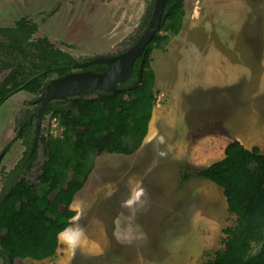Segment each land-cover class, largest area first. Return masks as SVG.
Wrapping results in <instances>:
<instances>
[{"label": "rangeland", "instance_id": "1", "mask_svg": "<svg viewBox=\"0 0 264 264\" xmlns=\"http://www.w3.org/2000/svg\"><path fill=\"white\" fill-rule=\"evenodd\" d=\"M148 2L0 0V27L25 18L36 27L32 38L45 36L56 48L81 58L116 50L136 33ZM182 10L180 33H168V41H160L151 53L155 104L149 133L131 155L90 152L91 171L72 199L75 215L66 228L69 234L83 230L80 245L72 249L58 240L55 255L42 263L202 264L222 247L223 229L236 217L228 212L221 188L184 175L222 156L202 149L208 137L198 133H213L243 114L264 117V0H184ZM216 52L244 66L238 86L223 91L197 81ZM37 97L21 89L0 105V188L4 173L25 149L15 138L16 122L36 106ZM40 134L48 140L64 137L50 114L42 116ZM35 149L33 167L25 174L32 183L45 158L44 147L36 144ZM68 179L83 180L65 170L62 181ZM140 190L144 194L137 200ZM130 200L135 201L131 206L125 203Z\"/></svg>", "mask_w": 264, "mask_h": 264}, {"label": "trees", "instance_id": "2", "mask_svg": "<svg viewBox=\"0 0 264 264\" xmlns=\"http://www.w3.org/2000/svg\"><path fill=\"white\" fill-rule=\"evenodd\" d=\"M183 3L166 0L158 30L136 60L128 80L117 84L123 88L121 92L97 90L46 104L43 114L58 120L64 137L45 142V158L36 183L25 178L36 158V149L30 154L36 107L17 120L15 138L22 141L25 151L4 175L0 190L2 264H9L8 255L40 264L55 255L58 233L75 215L72 199L91 171L90 152L131 155L140 147L155 104L151 53L160 41H168V33L180 29ZM34 27L24 18L13 27H0V105L20 85L22 90L38 94L49 78L71 69L73 59L66 52L45 38L31 37ZM160 30L165 34H159ZM36 73L40 76L28 81ZM65 170L81 174L83 180L62 181ZM190 171L184 178L193 175L219 186L228 212L236 217L233 225L223 229L222 247L202 264H264V153L232 140L221 159Z\"/></svg>", "mask_w": 264, "mask_h": 264}, {"label": "water", "instance_id": "3", "mask_svg": "<svg viewBox=\"0 0 264 264\" xmlns=\"http://www.w3.org/2000/svg\"><path fill=\"white\" fill-rule=\"evenodd\" d=\"M165 2L166 0L155 1L145 31L134 45L125 52L116 56L97 57L90 61L74 64V67H81L92 63L103 64L104 70L102 72L79 70L49 79L35 99V103L37 104L35 138L38 133V126L44 107L49 101L60 99L64 96H87L94 90L112 93H119L123 90V88H118L117 84L128 79L132 72L134 61L141 56L145 47L158 30ZM38 76H40V73L34 74L28 81ZM134 85L135 84L128 88H132ZM22 86L23 85H20L19 90ZM35 138L33 140V145L35 143ZM8 261L9 264H13L14 259L8 255Z\"/></svg>", "mask_w": 264, "mask_h": 264}, {"label": "crops", "instance_id": "4", "mask_svg": "<svg viewBox=\"0 0 264 264\" xmlns=\"http://www.w3.org/2000/svg\"><path fill=\"white\" fill-rule=\"evenodd\" d=\"M181 29H183V26ZM179 33L180 32H178V34ZM197 56L203 57L205 56V53L199 52ZM197 62L203 65L205 61L197 60ZM208 63L209 67H203L197 73V81L201 83L202 86L205 85L210 88L225 91V89L238 86L243 81L244 66H235L233 64V59L227 54L222 55L216 52V58L213 57L212 61ZM224 112L222 113L224 114ZM222 113L220 115H223ZM153 114L154 112L152 111L147 134L151 128V122L154 119ZM167 120L169 119L167 118ZM180 120L183 122V130H186L187 134L189 128L184 122V117L183 119L181 117ZM215 120L213 118L212 122L216 123ZM195 129L197 130L196 126ZM198 136L208 137L206 140L207 145L202 146V149H205L208 152L214 151L221 153L222 156L220 155L219 159L224 156L225 146L232 140H238L247 149L257 147L260 153H264V117L261 115L259 116L258 114H243L237 119L233 118L231 123L224 124L220 130H216L213 133H198Z\"/></svg>", "mask_w": 264, "mask_h": 264}, {"label": "flooded vegetation", "instance_id": "5", "mask_svg": "<svg viewBox=\"0 0 264 264\" xmlns=\"http://www.w3.org/2000/svg\"><path fill=\"white\" fill-rule=\"evenodd\" d=\"M155 1L156 0H149V2H148V4H147V6H146V8H145V10H144V12H143V15H142V17H141V20H140V22H139V24H138V27H137V30H136V33H134L132 36H130L128 39H126L120 46H118L117 47V49L115 50H110V51H108L107 52V50H103L102 52H99V53H95V54H90V55H86V56H82L81 58H76V57H74L73 55H71L69 52H66V51H64V50H62V49H60V50H62L63 52H66L72 59H73V62H72V65H71V69L68 71V72H74V71H79V70H90V71H93V72H102L103 70H104V65L103 64H96V63H92V64H88V65H85V66H81V67H74V64H80V63H83V62H85V61H90V60H92V59H94V58H97V57H103V56H116V55H119V54H121V53H123V52H125L127 49H129L130 47H132L133 45H134V43L138 40V38L142 35V33L145 31V29H146V27H147V25H148V22H149V20H150V17H151V14H152V11H153V7H154V3H155ZM148 13H149V16H148ZM21 19V18H20ZM25 19V18H24ZM19 20V19H18ZM26 21H27V19H25ZM28 22V21H27ZM16 23V22H15ZM29 23V22H28ZM31 24V23H30ZM11 27H13V26H11ZM35 28L36 27H34V30H33V33L35 32ZM33 33H32V35H33ZM32 37V36H31ZM37 38H45V39H47L53 46H54V44L47 38V37H45V36H40V37H37ZM37 38H35V39H37ZM34 39V38H33ZM55 47V46H54ZM142 55V54H141ZM139 58V57H138ZM137 58V59H138ZM136 59V60H137ZM136 60L134 61V64H135V62H136ZM134 64H133V68H132V71H133V69H134ZM89 66H93L94 67V69H89ZM59 68H63V66H59ZM68 72H66V73H68ZM66 73H64V74H66ZM132 73V72H131ZM64 74H62V75H64ZM131 75V74H130ZM59 76H61V75H59ZM54 77H57V75L55 74V75H53L51 78H54ZM130 77V76H129ZM128 77V78H129ZM51 78H49V79H51ZM49 79H48V81H49ZM128 80V79H127ZM126 80V81H127ZM47 81V82H48ZM46 82V83H47ZM125 82V81H124ZM121 83H123V82H121ZM119 84V83H118ZM44 87V86H43ZM42 87V88H43ZM19 90V89H18ZM20 90H21V88H20ZM42 91V90H41ZM40 91V92H41ZM40 92L38 93V95L40 94ZM93 92H97V90H94V91H92V93ZM91 93V94H92ZM71 98H73L74 99V97H71ZM55 100H57V99H55ZM50 102V101H49ZM36 104V103H35ZM46 106V105H45ZM36 112H37V104H36ZM45 108V107H44ZM33 109V108H32ZM44 111V110H43ZM36 112H35V119H34V124H33V131H32V140H31V149H30V154L33 152V150L35 149V145L36 144H40L41 146H42V148L44 147V145H45V142L48 140V139H46V138H44V136H42L41 134H40V127H41V122H42V116H46V115H44V114H42V116H41V119H40V123H39V126H38V133H37V136H36V138H35V129H36ZM34 138H35V143H34V145H33V140H34ZM20 140V139H19ZM21 141V140H20ZM22 142V141H21ZM24 148H25V146H24ZM24 151H25V149H24ZM23 151V152H24ZM23 156V153H22V155H21V157ZM21 157L16 161V163L21 159ZM15 163V164H16ZM14 164V165H15ZM14 165L12 166V168L14 167ZM9 171V170H8ZM7 171V172H8ZM7 172H5L4 173V175L7 173ZM2 183H3V179H2ZM1 188H2V184H1ZM1 188H0V190H1Z\"/></svg>", "mask_w": 264, "mask_h": 264}, {"label": "clouds", "instance_id": "6", "mask_svg": "<svg viewBox=\"0 0 264 264\" xmlns=\"http://www.w3.org/2000/svg\"><path fill=\"white\" fill-rule=\"evenodd\" d=\"M143 190H140V192L137 193L136 199L138 200L140 196H142ZM135 201H127L125 202L127 205L131 206ZM83 230L80 228L73 229L72 232L69 234L68 230L65 229L61 233H58V240L66 245L68 247L75 249L80 245L81 238L83 237Z\"/></svg>", "mask_w": 264, "mask_h": 264}]
</instances>
